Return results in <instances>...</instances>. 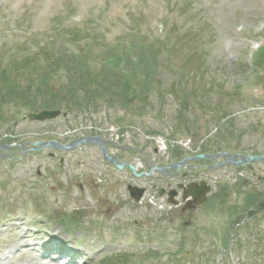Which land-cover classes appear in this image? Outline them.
Wrapping results in <instances>:
<instances>
[{
	"label": "rangeland",
	"instance_id": "1",
	"mask_svg": "<svg viewBox=\"0 0 264 264\" xmlns=\"http://www.w3.org/2000/svg\"><path fill=\"white\" fill-rule=\"evenodd\" d=\"M61 27L91 37L88 54L97 68L102 48L136 38L159 55L149 77L156 87L133 104L96 98L95 104L62 108L64 115L43 122L27 119L39 110L13 101L0 105V143L117 133L125 142L149 138L146 152L153 164L158 161L151 148L159 145L158 136L163 138L158 154L164 159L169 150L189 152L213 141L211 148L218 149L226 140L232 144L226 151L264 152L263 69L252 59L264 42V0H0V69L4 52L28 42L29 47L31 38L49 41ZM182 89L199 92L194 98L206 103L189 96L194 105L185 106L186 97L171 92ZM233 91L238 94L227 96ZM86 145L54 151L53 158L46 148L27 154L2 150L12 156L0 158V264H104L109 258H126L124 264H264V212L231 230L247 192H264V161L213 168L210 177L220 183H209L213 191L226 186L224 199L211 196L189 218H181L134 203L125 189L124 170L108 166L95 144ZM126 158L138 170L146 167L141 155ZM144 180L134 178L138 186ZM51 238L64 247H58V254L46 242ZM181 240L183 250L177 254ZM148 251L158 254L143 257Z\"/></svg>",
	"mask_w": 264,
	"mask_h": 264
},
{
	"label": "trees",
	"instance_id": "2",
	"mask_svg": "<svg viewBox=\"0 0 264 264\" xmlns=\"http://www.w3.org/2000/svg\"><path fill=\"white\" fill-rule=\"evenodd\" d=\"M65 29L61 27L54 30L49 41L36 43L31 38L32 44L29 47L26 46L28 42L22 47L16 45L15 48L4 52L0 69V105L14 102V105L19 103L20 108L30 111L62 108L73 111L89 103L95 104L96 98L100 99L98 101L109 99L110 102L112 100V105L113 102L115 105H121L133 104L140 97H149L152 89L156 87V82L153 80V87L149 77L154 75L153 69L157 66V52H152L143 43L136 42L138 40L134 37L130 38V45L129 41L123 39L118 45H102L104 48L100 55L101 65L97 68L92 65V57L88 54L92 47L91 37L79 36L76 31L70 30L72 28ZM43 38L44 36L41 39ZM72 43L77 46L74 48H78L77 50L69 48ZM87 49L89 50L85 52ZM132 51H135L134 54H131ZM96 57L98 59L99 56ZM252 59L256 65L262 67L263 76L259 81L264 83V44L252 55ZM22 78L26 80L23 85L14 83V80L17 82ZM46 83V87H43ZM55 85L57 89L51 88ZM179 85L181 86V83ZM171 92L177 96L181 95L182 98L186 97L183 101L187 107L194 105L189 96H193L197 104L206 103L200 98H194L199 93L197 91L182 89ZM201 94L208 95L206 92ZM237 94V91H233L228 92L227 96ZM219 102L223 103L224 100L219 99ZM220 142L226 145L225 142ZM255 199L256 207L248 211V214L264 208L261 207L264 202L261 203L259 198ZM178 246L180 250L183 249L182 240ZM143 257H149V254L146 253ZM124 261L126 258L120 261L118 258L116 261H110L109 258L104 264H124Z\"/></svg>",
	"mask_w": 264,
	"mask_h": 264
},
{
	"label": "flooded vegetation",
	"instance_id": "3",
	"mask_svg": "<svg viewBox=\"0 0 264 264\" xmlns=\"http://www.w3.org/2000/svg\"><path fill=\"white\" fill-rule=\"evenodd\" d=\"M104 139V145L108 151V154L111 157H117L118 162H128L131 163L128 157L131 154H138L141 155L145 161V168H142L141 170H138L137 172L140 173V176H135L131 170L128 168V166H125L121 171L124 170L123 175L125 176L126 185L128 186L129 183L135 184L134 178H141L145 177V184L141 187L144 188V194L145 193H151L153 194V197L160 200V209L164 208V206H170L165 212L168 216H171L172 214H179L181 218L188 216L190 217L191 214H193L194 211H197L201 208L204 204H197V196L191 197L187 194L189 190V186L191 185H198L202 182L208 183L209 181L214 182L215 180L211 179L210 173L212 172L213 168H217V164H221L226 160V157L224 155H219L217 158L209 157V158H203V159H192V157L202 153V154H222L223 152L231 153L234 157H237L238 154H242L236 150L232 151H226V150H220V151H212L207 150L199 152L198 148L196 150H191L189 152H183L181 149H175L170 150L167 155L166 159L157 158L158 156V150L153 146L151 148L152 153L155 155V160L158 161L156 164H149L148 160V154L146 150H150V142L148 144H144L145 142L138 144L137 146L130 144V141H114L108 136L102 135ZM75 137H68L59 140L58 142L61 144H67L70 141H72ZM45 138H36L34 140L29 141H21L16 143H10L9 147H6L8 151L13 150L14 148H17V151L21 152L22 154H27L29 152H41V150H31L33 148V143L36 141H45ZM49 140V139H47ZM66 140V142H65ZM5 141V140H4ZM57 141V140H56ZM2 144V143H0ZM6 145V144H5ZM39 147V145H37ZM83 146L87 145H80L78 149H81ZM98 149V152L100 153L102 159L104 162L106 160L104 159L102 148L99 145H95ZM37 147V148H38ZM144 148V149H143ZM5 149V150H6ZM49 150L48 154L51 158L55 156V152L61 151V150H51L49 148H46ZM6 154L12 156L11 153L5 152ZM2 153V148H0V158H5L6 154ZM191 158V159H190ZM199 160H203L204 163L199 162ZM60 165H62V162L64 161L62 158H59ZM172 162H182V165L180 167H168ZM108 166H113L116 170V166L110 162H106ZM154 166L155 168H152ZM225 167H235L232 165H224ZM222 166V167H224ZM246 166H242L241 168H245ZM250 167V166H249ZM160 168V169H158ZM254 175V173H253ZM258 179L261 181L263 178L258 177ZM215 182H218L215 181ZM148 184V185H147ZM137 185V184H136ZM147 185V186H146ZM216 192V193H215ZM215 193V194H214ZM226 195V191H211L206 195V201L210 199L211 196H219V195ZM157 195V196H156ZM174 212V213H173Z\"/></svg>",
	"mask_w": 264,
	"mask_h": 264
},
{
	"label": "water",
	"instance_id": "4",
	"mask_svg": "<svg viewBox=\"0 0 264 264\" xmlns=\"http://www.w3.org/2000/svg\"><path fill=\"white\" fill-rule=\"evenodd\" d=\"M60 114H61V111L58 110V109H55V110H42V111H40L38 113L29 114L28 115V119L31 120V121L52 120V119L56 118L57 116H59ZM103 141L104 140L101 137H99V136H85V137L79 138V139L71 142L67 146L60 145L57 142L52 141V140H49V141H46V142L38 141V142L33 143V149L36 148L35 146L37 144L40 145V148L50 147L52 149L53 148L74 149V148H76L78 145H80L82 143H84V144L94 143V144L99 145L102 148L103 154H104L105 158L108 161H110L111 163L115 164L120 169L123 168L124 165H126V163L119 164L117 157L109 156L108 151H107L106 147L103 144ZM225 155H226V157L229 156V154H227V153H225ZM202 157H209V156L204 155V154H200V155L196 156V158H202ZM261 160H264V154H261V155H248V156L241 155L239 159H236V160L232 159L231 161L227 160V162H232L235 165H245L248 162H257V161H261ZM180 165H181V163H173L172 164V166H180ZM129 167H130L131 171L134 174H136L135 173V167L132 166V165H129ZM128 190L130 192L131 197H133L134 200H136V201L141 197V195L143 193V190L139 189L137 187L128 186ZM198 191H199L198 194L200 196L202 195V198L200 200H198V203H202V202H204V194L206 193V190L203 189V188H201V189L198 188ZM189 193H192L194 195L196 194V192L192 191V187H190Z\"/></svg>",
	"mask_w": 264,
	"mask_h": 264
},
{
	"label": "bare ground",
	"instance_id": "5",
	"mask_svg": "<svg viewBox=\"0 0 264 264\" xmlns=\"http://www.w3.org/2000/svg\"><path fill=\"white\" fill-rule=\"evenodd\" d=\"M16 264H18V263H16ZM19 264H20V263H19ZM26 264H33V263H31V262H28V261H27V263H26ZM34 264H37V263H34Z\"/></svg>",
	"mask_w": 264,
	"mask_h": 264
}]
</instances>
